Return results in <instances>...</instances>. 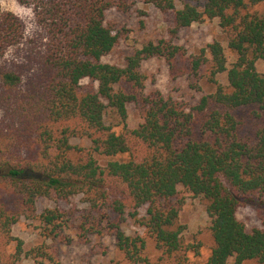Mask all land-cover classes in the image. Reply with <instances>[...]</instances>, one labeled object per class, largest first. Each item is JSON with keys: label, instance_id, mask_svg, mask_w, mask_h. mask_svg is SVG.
I'll list each match as a JSON object with an SVG mask.
<instances>
[{"label": "trees", "instance_id": "obj_1", "mask_svg": "<svg viewBox=\"0 0 264 264\" xmlns=\"http://www.w3.org/2000/svg\"><path fill=\"white\" fill-rule=\"evenodd\" d=\"M17 1L33 10L37 48H22L25 28L0 4V264H18L23 255L53 263L46 241L26 248L12 227L24 216L39 221V236L55 241L69 218L58 208L39 213L37 200L79 195L88 205L83 235L106 230L128 261L150 264L148 239L122 228L127 215L153 240L160 262L196 264L190 254L200 256L201 242L187 243L180 221L184 190L206 202L212 246L205 264H264V226L248 230L237 216L247 204L264 207V72L257 68L264 62V0H144L172 15L173 35L218 19L236 53L228 66L215 40L188 58V71L211 88L192 107L147 92L141 69L154 56L174 66L185 55L182 46L150 41L123 66L103 61L120 40L107 12L128 11L129 0ZM223 72L227 85L218 80ZM129 104L140 113L135 128L125 125ZM109 110L122 131L107 123ZM125 154L105 165L96 157Z\"/></svg>", "mask_w": 264, "mask_h": 264}, {"label": "rangeland", "instance_id": "obj_2", "mask_svg": "<svg viewBox=\"0 0 264 264\" xmlns=\"http://www.w3.org/2000/svg\"><path fill=\"white\" fill-rule=\"evenodd\" d=\"M129 1L131 2V8L128 11L122 12L114 8L107 12V21L120 34V40L113 51L103 58V61L123 66L126 63L127 56L134 54L136 50L141 49L150 41L158 42L165 39L182 46L185 55L179 57L174 66L165 57L154 56L143 60L141 69L147 76L146 91L159 90L165 97L183 101L188 107L196 105L204 94L211 91V88L203 80L197 81L198 78H195L188 71V58L196 54L200 48L219 40L225 47L228 66L236 59V53L227 46L225 35L219 26V20L210 19L201 24L194 23L173 35L171 32L173 27L171 14L161 12L156 6L146 3L144 0ZM0 4L4 11H11L20 18L25 28L22 48H28L29 46L37 48L32 41L38 30L32 8L20 4L17 0H0ZM193 4L198 3L193 2ZM181 7L182 2H177V8ZM15 58L16 51L14 50L9 59ZM257 68L260 72H264V62L262 60L257 62ZM218 80L220 83L227 85V72L218 74ZM82 83H88V80H84ZM196 85L200 86L201 89H197ZM1 120L0 116V122ZM106 121L115 125L113 128L116 132H120L125 125L128 128H135L140 123L141 117L137 107L134 104H129L128 118L125 125L110 110L106 115ZM3 125L4 123H0V126ZM71 142L89 146L87 139L73 138ZM96 157L102 165H105L111 159H128L127 154L115 158L102 155ZM183 194L185 195V201L180 213V221L187 226L185 232L186 242L189 244L197 241L201 242L200 256L195 257L194 253H191L190 257L196 264H205L212 246V237L208 231L210 218L205 209L206 202L202 197L191 196L186 190ZM81 198L82 196L79 195L60 202L47 198L37 200L36 207L39 213L48 208H58L65 212L69 218V229L57 240L52 241L39 236L34 229L39 221L27 219L24 216L12 227V234L23 240L26 248L40 245L46 241V244L50 246L48 251L55 258V261L51 264H134L118 251L115 245V237L106 230L99 234L83 235L79 226L84 214L87 213L88 205ZM144 213L145 209H142L140 214L143 215ZM237 216L246 224L248 230L264 226V207L261 203L247 204L240 207ZM122 228L129 235L141 234L148 239L147 256L150 264H166L158 260V253L154 251L153 240L133 219L126 215ZM8 251L13 252L14 245H11ZM230 262H233V259ZM18 264H34V262L23 255Z\"/></svg>", "mask_w": 264, "mask_h": 264}]
</instances>
